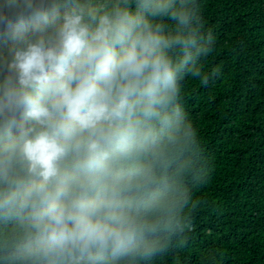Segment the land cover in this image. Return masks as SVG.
Wrapping results in <instances>:
<instances>
[{"label": "clouds", "instance_id": "clouds-1", "mask_svg": "<svg viewBox=\"0 0 264 264\" xmlns=\"http://www.w3.org/2000/svg\"><path fill=\"white\" fill-rule=\"evenodd\" d=\"M0 264H158L209 168L186 111L216 38L199 0H0ZM212 254H210L211 256Z\"/></svg>", "mask_w": 264, "mask_h": 264}, {"label": "trees", "instance_id": "trees-1", "mask_svg": "<svg viewBox=\"0 0 264 264\" xmlns=\"http://www.w3.org/2000/svg\"><path fill=\"white\" fill-rule=\"evenodd\" d=\"M216 44L184 104L208 162L190 239L158 264H264V0H199ZM17 44L0 25V55ZM210 254H212L210 256Z\"/></svg>", "mask_w": 264, "mask_h": 264}]
</instances>
